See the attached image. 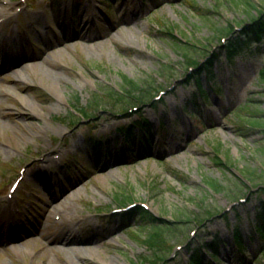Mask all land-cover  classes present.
I'll use <instances>...</instances> for the list:
<instances>
[{"label": "rangeland", "instance_id": "1", "mask_svg": "<svg viewBox=\"0 0 264 264\" xmlns=\"http://www.w3.org/2000/svg\"><path fill=\"white\" fill-rule=\"evenodd\" d=\"M246 1L82 0L75 13L73 0H0V17L10 12L0 24V59L9 37L5 52L17 62L9 68L5 58L0 68V113H9L0 115V264H150L157 253L163 264H188L199 239L216 234L220 259L205 264H264V236L254 227L264 203V127L254 125L264 121V37L232 63L222 51L264 10V0ZM125 78L145 90L133 95L160 96L133 103L152 136L100 163L88 140L121 150L118 129L135 118L104 95L125 89ZM198 85L211 101L193 108L190 101L202 103ZM18 199L24 214L9 227L4 211ZM136 203L171 223H196L167 233L155 253L144 241L149 228L125 219L130 210L114 212ZM64 234L80 242H49Z\"/></svg>", "mask_w": 264, "mask_h": 264}, {"label": "trees", "instance_id": "2", "mask_svg": "<svg viewBox=\"0 0 264 264\" xmlns=\"http://www.w3.org/2000/svg\"><path fill=\"white\" fill-rule=\"evenodd\" d=\"M246 4L253 6V4H251L249 0L246 1ZM190 5L192 6L194 4H190ZM232 33H230L228 36H231ZM263 37H264V10L260 12L259 16L252 18L251 22L244 27V29L239 33V35L236 38H231L225 45H223L222 51L224 52L227 61L229 63H232L234 62V59L240 55V53L244 50V48L248 44L260 43ZM185 57L187 58L188 64L195 67L197 61L194 58L190 57L189 54H186ZM124 83H125V89H121L120 92L119 91L116 92L114 90V91L106 92L104 94L110 99V101L117 104L119 103L120 107H124L125 105L127 109L130 105H133L135 100L143 102L144 97L146 99L148 98L153 99L155 96L152 93L148 95L143 94V96L141 97L133 95V93L144 92L145 90H142L140 85H138V83L133 80H129L125 78ZM197 92H199V94L201 92L205 93L201 85H198ZM194 95L197 96L196 93ZM125 96L131 97L132 101L125 100L126 99L124 98ZM102 101H103L102 98L99 99L97 98L95 101V106L100 107L102 105ZM82 112L86 116L90 115L87 114L84 110ZM74 123L76 124V121ZM254 125L257 127H264L263 119L262 118L255 119ZM150 130H151V123L145 118H142L132 123L131 125H128L127 127H123L120 131H121L123 143L125 145H129L131 142H133L136 131L140 133H144L145 137L149 139ZM91 145L95 153L100 152L103 148V144L100 140H91ZM220 165H224V163H222V160H220ZM248 173L253 175L252 172H248ZM207 183L214 191L217 192L221 191V187L217 182L208 181ZM207 214L210 216L215 215V213L213 212H208ZM132 217H137V220H139L142 226L149 228L148 236L145 238L144 241L149 244V247H152L153 250H155V253L160 250L162 251L165 247L164 244L166 242L168 243L170 236L167 233L176 236L177 231L183 232L182 230L183 228L180 227V225H182L183 223L195 222L194 219L190 216L187 217L186 220H184V218H180L179 221H176L175 223H171L164 219L155 217L152 213H150L149 211L143 208H138L134 210L129 215H127L125 219H129ZM195 219L198 220L197 222L200 223L205 221V218L202 220L201 216L199 215L195 216ZM173 224H177V227H173ZM254 227L259 233V235L264 236V203H262L259 206L257 223ZM133 233L135 235H139V232L137 231H133ZM235 233L236 234L234 235V242L236 243L237 247L241 250L242 247L241 236L239 233L237 232ZM199 240L200 241L197 242V244L192 248V253L189 257V264H204L206 261L205 259L206 255L212 258L213 260L218 261V259H220L218 256V252L221 245L223 244V240L219 237V235L217 234L214 235L211 240H206L205 238ZM147 259L149 258H146V260ZM149 260L151 264H163L164 262L167 261V257L162 256L161 253H157L154 259L151 258Z\"/></svg>", "mask_w": 264, "mask_h": 264}, {"label": "bare ground", "instance_id": "3", "mask_svg": "<svg viewBox=\"0 0 264 264\" xmlns=\"http://www.w3.org/2000/svg\"><path fill=\"white\" fill-rule=\"evenodd\" d=\"M3 11H6V10H3ZM8 15V12H6V13H3V15L1 16V17H3V16H7ZM0 17V18H1ZM17 64V62H15V60L13 61H11V65H9V66H12V65H16ZM1 68H7V67H4V64H3V61H2V63H1ZM17 79L18 80H22L23 79V77H22V74H18L17 76ZM7 114H9V113H0V115H2V116H7ZM151 114H152V116L153 117H155L154 116V111L153 112H151ZM1 125V124H0ZM113 127H114V125H111V127H107V126H103L102 127V132H106V133H109L110 131H111V129H113ZM164 152H167V150L165 149L164 150ZM114 171H110L109 173H113ZM82 187H78L77 189H81ZM50 243H54V242H56V243H61V244H63V245H68V244H74V243H78V242H80V240H79V238H76V237H74V236H72V237H69L68 235H62L61 237H59V238H53V239H51L50 241H49ZM60 247H59V245H57L56 246V249L54 248V252L55 253H57L60 249H59ZM78 252V251H77ZM77 252H76V256L79 258V259H81L82 258V256H80V255H78L77 254ZM72 254H73V252H72ZM75 254V253H74ZM73 254V255H74Z\"/></svg>", "mask_w": 264, "mask_h": 264}]
</instances>
